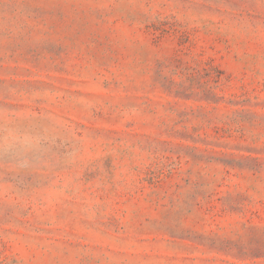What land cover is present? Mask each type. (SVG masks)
<instances>
[{"label": "rangeland", "instance_id": "374dc122", "mask_svg": "<svg viewBox=\"0 0 264 264\" xmlns=\"http://www.w3.org/2000/svg\"><path fill=\"white\" fill-rule=\"evenodd\" d=\"M0 264H264V0H0Z\"/></svg>", "mask_w": 264, "mask_h": 264}]
</instances>
